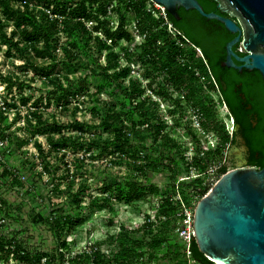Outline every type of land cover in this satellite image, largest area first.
<instances>
[{
	"label": "rangeland",
	"instance_id": "obj_1",
	"mask_svg": "<svg viewBox=\"0 0 264 264\" xmlns=\"http://www.w3.org/2000/svg\"><path fill=\"white\" fill-rule=\"evenodd\" d=\"M11 3L14 8L20 9L27 5L20 0H11ZM85 4L86 13L78 16L85 27L78 35L88 41V47L78 48V55L76 48L71 56L65 54L64 48L70 35L64 30L62 22H59L60 30L54 34L57 38L54 44L56 58L36 57L33 52L24 55L15 47L9 48L8 42L0 37V131L2 129L3 132L0 135V207L1 199L21 203L12 212L16 219H8V223L4 222L5 213L0 210V233L12 237L16 229L28 249L48 251L55 247L57 237L43 216L71 214V220L61 236L66 243L63 246L66 258L94 246L103 253V263L127 264L120 255L124 249L121 240L125 239L126 245H134L133 240L143 245L138 246V250L144 251V254L135 256L132 264H188L182 245L177 251L169 252V243H163L156 252L157 256L150 258L154 250L147 246V242L152 235L145 234L140 227L147 215L155 219L162 197L174 199L173 196L177 195L170 191V183L174 179L184 180L187 198L198 203L203 196L199 191H209L229 170L225 168L222 171L221 167L232 158L229 142L234 130L232 117L207 68L197 63L200 49L196 48V54H193L192 45L179 36V30L174 25L168 23L167 30L185 52L174 55V70L180 76L173 79L171 73L162 68L158 54L162 47L167 51L168 44L162 35L155 42H145L147 35L158 28L150 30L140 23V16L128 0H105V12L97 9L98 2L86 0ZM30 6L45 11L49 17L64 18L52 11V4L46 7L32 1ZM146 7L156 16L164 12L161 4L153 0H147ZM94 13L108 20V25L96 30L97 19L89 17ZM0 16L5 32L11 35L15 28L14 20L4 13L1 0ZM122 21L130 38H110L106 27L113 31ZM99 39L108 43V47L101 52L98 51ZM108 53H115L114 60L118 63L109 69L110 72L127 68L125 76L111 82L103 78L98 66V63L107 64ZM63 59L78 61L79 69L70 71L62 68L58 72L53 63ZM34 63L47 66L50 74L35 73ZM60 74L63 84L67 82L65 74L70 79L88 80L86 90L71 97L68 104L58 102L50 94L55 77ZM123 87L127 88L126 93ZM22 98H26L27 102L23 103ZM143 100L145 107H138ZM113 104L124 113V131L130 143L141 145L138 161L147 164L145 172L130 166V157L114 151L113 147L101 154L100 146L91 142L113 136L112 131L104 130L100 113L92 108L97 105L102 109ZM33 110L48 122L56 121L61 126L60 130L52 131L49 127L38 130L31 115ZM129 111H132L131 117L126 116ZM142 117H145L144 122L138 123ZM77 120L88 124L83 135L73 126ZM64 135L83 139L84 145L81 148H53L50 145L51 137ZM219 145L221 149L217 148ZM168 153L175 159L166 157L157 169L151 167L150 163L157 156ZM194 157H197L198 164L193 162ZM132 178L141 181L145 189L130 201L115 197L109 206L92 204L94 197L107 195L103 189L106 180ZM82 184H86L87 189L77 205L71 193ZM152 184L161 188L159 194L150 190ZM194 184L197 186L195 189ZM178 192L183 195L180 190ZM124 227L125 231L129 230L125 236L121 234ZM134 229L138 230L132 231ZM15 263L27 264L17 261L12 255L0 257V264ZM41 264H47V256L42 258Z\"/></svg>",
	"mask_w": 264,
	"mask_h": 264
},
{
	"label": "trees",
	"instance_id": "obj_2",
	"mask_svg": "<svg viewBox=\"0 0 264 264\" xmlns=\"http://www.w3.org/2000/svg\"><path fill=\"white\" fill-rule=\"evenodd\" d=\"M42 3V5L49 7L52 4V11L54 13H59L61 16H64L62 20L57 17H49L45 11L36 10L35 6H30V2ZM91 3L98 2L97 9L100 12H105L106 8L104 6L105 0H89ZM124 0H119L122 2ZM129 5H131L136 14L140 16V23H144L146 28L152 30L153 28H158L157 31L150 32L145 42H155L157 38L162 35L165 39V42L168 44L167 51L165 47H162V50L158 53L160 58L159 60L162 62V68L171 73V77L174 79L180 75L177 74V71L174 70V55L178 53L185 52L183 47H179L176 42L173 40L172 34L167 30V24L171 23L176 28H178L182 33L179 35L183 38L182 34L187 38H189L194 44L191 46V50L193 54H196V46H201L205 52L207 53L206 48L202 45V43L197 39L195 25L200 24L202 20L206 17L200 14L196 9H185L183 6L178 9V13L181 16H185L188 12L193 13V22L194 25L190 26L185 24L182 21H179L176 16L172 15L167 9H165V14H157L154 15L151 10H148L146 7L147 0H128ZM210 0H199L202 4L205 11H209L207 6ZM3 4V11L8 16L12 17L14 20L15 28L13 29L11 35H7L4 30V24L2 21V17L0 16V37L3 41H7L9 44V48L15 47L22 54H27L28 52H33V55L36 57H51L56 58L57 53L54 50V44L57 43V38L54 36L60 30L59 22H62V26L64 30L68 32L70 37L67 39V45L64 48L65 54L71 56L76 48V54L78 55V48L82 49L88 47V41L83 40V38L78 35L80 30L85 27V24L78 19L80 14H85L87 6L85 4L86 0H27V5L24 9L14 8L11 0H1ZM89 17L97 19L96 25L94 28L97 30L99 27L108 25L109 21L100 18L98 13H94ZM106 33L110 38L117 39L122 37L130 38V33L124 27V22H120L115 30H110L109 27H106ZM16 36V39L14 37ZM108 47V43L102 39H99L98 43V51L101 52L103 49ZM147 49V48H146ZM149 50V49H147ZM157 54V55H158ZM100 55V53H99ZM115 53H108L107 58L108 62L106 65L98 66L102 70V76L107 81L111 82L113 79H118L119 76H125L127 74V68L122 67L118 71L110 72L109 69L117 66V61L114 60ZM95 57H93L94 59ZM197 63L201 64L203 68H207L208 63L206 60L200 55L196 58ZM33 70L35 73L40 75H48L50 74V70L45 65H37L33 64ZM80 65L78 61H66L62 60L61 62L54 61L53 68L57 69L59 72L62 68H67L70 71L78 70ZM187 69V68H186ZM95 71V70H94ZM62 74L58 75L55 80V85L53 89L50 91V94L59 102L62 101L64 104H68L71 102V97L77 95L78 93L84 92L87 88L88 80L84 79L83 81L79 78L70 79L68 74L63 75L67 78L66 84H63L62 79L60 78ZM11 81V80H10ZM122 85V83L120 82ZM123 91L126 93L127 88L123 87ZM49 95V99L52 98ZM23 103L27 102L26 98H22ZM41 100V98H40ZM178 103V102H177ZM178 108L181 110V105L178 103ZM138 107H145V101H141L138 104ZM94 112H99L102 118L101 125L104 130L112 131L113 136L108 137L105 140H93L96 145L100 146V153L105 154L109 147H113L114 151L118 150L121 154L127 155L130 157L131 161H129V165L134 167L136 170H141V172H145L147 164H144L141 161H138L140 156V147L139 143L133 144L130 143L129 138L125 135L124 128L126 127L124 124L123 111L117 109L116 106L106 105L105 108L99 109L97 105H94L92 108ZM183 114V113H182ZM31 115L34 116L36 120V126L38 130L42 127H49L52 131L60 130L61 126L56 123V121L48 122L46 119H43V116L38 111H31ZM127 117L132 116V111L126 114ZM210 119V117H208ZM145 117H142L138 120V123H143ZM73 126L78 129L83 135L86 131L88 124L85 121L77 120L73 123ZM2 129L0 131V135H2ZM159 133V131H157ZM224 137V136H223ZM228 139V135L225 137V140ZM49 143L53 148H65L68 146H78L82 147L84 145L83 139H76L72 136H60L53 138L51 137ZM219 145L217 148H220ZM169 158L170 160L175 159L173 155L170 153L163 154L160 157H156L154 161L150 164L152 168L157 169L158 164L164 158ZM193 162L198 164L197 157L193 158ZM264 166V159L260 161L259 167ZM179 170V169H177ZM222 171L225 168H221ZM186 182L184 180L174 179L170 183V191L171 193H176L177 189H179L183 196L187 198L185 192ZM197 186L194 184V189ZM150 190L155 194H159L161 188L158 185H150ZM87 189L86 184H82L78 187V189L71 193V196L77 205L82 201L85 190ZM104 191L107 192V195L104 197L96 196L92 199V204H103L109 206L112 203V200L116 197L118 200L130 201L134 195L138 194L139 191L145 189L144 185L137 178L126 179L124 181L112 180L105 181V186L103 187ZM197 192V190H195ZM207 190H200L199 194L204 195ZM1 207L0 210L4 213V222H9L8 219H16L13 215V210L20 207L21 203H17L16 201H8L5 199H1ZM160 210L157 212L155 219H151L149 215L146 216L145 222L140 227L145 234L152 235L150 236V240L147 242V246L151 247L154 251L151 252L150 258H154L157 256L158 250L162 248L163 243H169L168 251H177V248L180 245H184L181 240L174 237V227H175V218L174 215L178 208L177 202L171 199L170 196L162 197L159 202ZM43 220L47 222L50 228L54 231L57 237V243L55 247L51 248L48 251L34 250L28 249L27 245H25V241L23 237L19 238L17 233L18 231L14 229L12 232V237H9L6 234L0 233V257L8 258L10 255L14 256L15 259L27 264H41V260L43 257L47 256V264H105L103 263V253L94 246H91L89 250L81 251L73 257L66 258V253L63 249V246H66L65 241L61 240L62 233L65 227L69 224L71 220V214L59 215V216H43ZM122 230L121 234L129 233V230ZM138 229H134L132 231H136ZM154 230L156 231L155 233ZM171 233V234H170ZM123 251L120 253L123 262L127 264H132L134 257L142 256L144 251H139L138 246H143L138 241H134V245H126L125 239L121 240ZM95 245V244H93ZM174 247V248H172ZM192 254L193 258L199 264H219L212 260H210L207 256H205L199 249L196 240L194 239L191 242ZM166 256V253L164 254ZM67 261L68 263H65ZM16 264V263H15Z\"/></svg>",
	"mask_w": 264,
	"mask_h": 264
},
{
	"label": "water",
	"instance_id": "obj_3",
	"mask_svg": "<svg viewBox=\"0 0 264 264\" xmlns=\"http://www.w3.org/2000/svg\"><path fill=\"white\" fill-rule=\"evenodd\" d=\"M154 1L174 16L179 17L177 8L183 6L196 9L206 18L221 20L236 30L229 18L205 11L199 0ZM216 1L220 7L232 8L248 26L249 37L245 40L248 47L264 45V0ZM249 57H252V66L264 73V55L253 53ZM194 230L200 251L214 262L264 264V166H240L223 173L199 199Z\"/></svg>",
	"mask_w": 264,
	"mask_h": 264
},
{
	"label": "flooded vegetation",
	"instance_id": "obj_4",
	"mask_svg": "<svg viewBox=\"0 0 264 264\" xmlns=\"http://www.w3.org/2000/svg\"><path fill=\"white\" fill-rule=\"evenodd\" d=\"M207 6L208 12L229 18L236 26V30H232L216 18H205L195 25L197 39L207 53L201 46L196 47L208 63V74L233 120L234 130L229 139L232 158L221 168L259 167L264 159V73L252 66L249 56L253 53L264 55V45L247 46L245 40L249 37V28L232 8L220 7L216 0H210ZM178 9L180 7L177 12ZM176 18L190 26L195 24L192 12ZM229 43H232L231 51Z\"/></svg>",
	"mask_w": 264,
	"mask_h": 264
},
{
	"label": "built area",
	"instance_id": "obj_5",
	"mask_svg": "<svg viewBox=\"0 0 264 264\" xmlns=\"http://www.w3.org/2000/svg\"><path fill=\"white\" fill-rule=\"evenodd\" d=\"M21 3H27V0H20ZM154 1V0H153ZM156 2V1H155ZM160 4V3H159ZM161 7L164 8V12L161 14H165V7L161 4ZM179 34H181L179 32ZM183 38L188 41V39L182 34ZM189 42V41H188ZM230 170V169H229ZM177 190V195L173 196V200L177 202L178 208L174 215L175 218V227H174V235L182 241L183 245V253L186 256V260L188 264H199L194 258L192 254L191 242L195 239V230H194V214L195 208L197 205V201L195 199L185 198L181 195ZM205 195V193H204Z\"/></svg>",
	"mask_w": 264,
	"mask_h": 264
},
{
	"label": "bare ground",
	"instance_id": "obj_6",
	"mask_svg": "<svg viewBox=\"0 0 264 264\" xmlns=\"http://www.w3.org/2000/svg\"><path fill=\"white\" fill-rule=\"evenodd\" d=\"M217 263H219V264H223L222 262H220V261H216Z\"/></svg>",
	"mask_w": 264,
	"mask_h": 264
}]
</instances>
